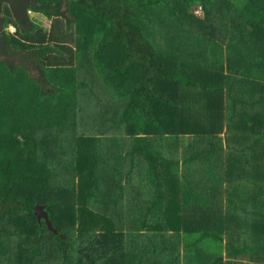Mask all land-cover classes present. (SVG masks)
Instances as JSON below:
<instances>
[{
    "label": "trees",
    "instance_id": "obj_1",
    "mask_svg": "<svg viewBox=\"0 0 264 264\" xmlns=\"http://www.w3.org/2000/svg\"><path fill=\"white\" fill-rule=\"evenodd\" d=\"M246 149L264 154V0H0V264H264L256 211L227 240L211 187ZM76 194L122 212L69 215Z\"/></svg>",
    "mask_w": 264,
    "mask_h": 264
},
{
    "label": "rangeland",
    "instance_id": "obj_2",
    "mask_svg": "<svg viewBox=\"0 0 264 264\" xmlns=\"http://www.w3.org/2000/svg\"><path fill=\"white\" fill-rule=\"evenodd\" d=\"M201 11H198V14ZM35 12H32L34 14ZM37 20L40 25H42L45 29H50L52 25V20L44 16L40 13H35ZM12 27V26H11ZM8 29L12 32H16V28ZM103 99H105L103 97ZM106 100V99H105ZM111 99L108 98V101ZM107 101V100H106ZM109 104V103H108ZM111 109V108H110ZM108 112V110H106ZM109 116V114H107ZM103 122V120H99ZM101 133V132H100ZM105 139V135L101 133L95 134L91 139L89 146L81 151L83 153L93 152L94 146H98L97 149L102 151L101 145L102 141ZM177 139V140H181ZM183 145L178 144V146L171 147L169 149L164 148V155L169 157L175 153V149L179 150ZM242 154L234 155V154H225L222 157L225 158L227 167L224 171V166L222 165V178L219 179L218 185H212V189L215 192V198L217 199V208L221 210L222 213H219L220 216H228L230 221L227 223L231 224L225 233V237L227 240L232 241L231 237L227 236V233H230V236L234 234V231L237 229L234 227L236 222L239 220L241 215H245L248 211L254 210L255 213H249L250 216L254 217L255 220L248 218V221L245 225L250 226L255 229L256 231L262 230V225L264 227V154H249L250 151L248 149L241 152ZM245 153V155H244ZM257 153V152H256ZM60 157V156H59ZM61 158V157H60ZM59 158V159H60ZM79 169V168H78ZM262 169V170H260ZM117 168L115 164L112 162L109 166V173L108 167H106V172L108 174V179H106V185H114L118 179L115 174L117 172ZM111 174V175H110ZM218 181V177H217ZM108 193H112V188H106ZM77 197L74 195H68L67 198L62 200V196H60L59 200L61 199L63 202L67 204V212L71 215V212H75L76 208L79 204L85 205L86 216L87 218H96L95 213H99L101 217H111L116 215L117 213L122 212L121 205L119 202L115 201V198L112 201H107L105 204H100L99 206H94L92 202L88 200L91 197H83V195L76 194ZM81 196V198H79ZM79 208V207H78ZM95 212V213H94ZM217 215V214H216ZM111 219V218H110ZM118 221V220H117ZM102 225V224H101ZM100 225V226H101ZM89 227V223H87ZM114 223L112 224L109 222L107 226L112 228ZM121 223L118 221L117 228H121ZM90 228V227H89ZM84 229V228H83ZM86 229V228H85ZM184 230V228H180ZM182 232V231H181ZM182 238V237H181ZM208 246H202V250L207 252L212 250L207 248ZM225 248V246H224ZM223 253V256L227 255V252ZM204 264V261L200 262ZM122 264H131L129 261H124ZM199 264V263H197Z\"/></svg>",
    "mask_w": 264,
    "mask_h": 264
},
{
    "label": "water",
    "instance_id": "obj_3",
    "mask_svg": "<svg viewBox=\"0 0 264 264\" xmlns=\"http://www.w3.org/2000/svg\"><path fill=\"white\" fill-rule=\"evenodd\" d=\"M35 211H36L38 219L41 220L44 218L46 220L47 224L49 225V227L53 229V225H52V222L50 220L49 212L46 210V206L45 205H37Z\"/></svg>",
    "mask_w": 264,
    "mask_h": 264
},
{
    "label": "crops",
    "instance_id": "obj_4",
    "mask_svg": "<svg viewBox=\"0 0 264 264\" xmlns=\"http://www.w3.org/2000/svg\"><path fill=\"white\" fill-rule=\"evenodd\" d=\"M32 15L36 16V14H35V13H34V14H32ZM10 27H11V26H10ZM11 28L13 29V28H15V27H14V26H12ZM8 30H9V29H8Z\"/></svg>",
    "mask_w": 264,
    "mask_h": 264
}]
</instances>
